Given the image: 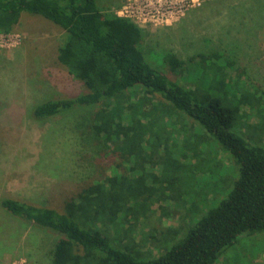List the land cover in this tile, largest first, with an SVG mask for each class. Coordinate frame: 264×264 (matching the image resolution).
I'll return each mask as SVG.
<instances>
[{
	"label": "trees",
	"instance_id": "obj_1",
	"mask_svg": "<svg viewBox=\"0 0 264 264\" xmlns=\"http://www.w3.org/2000/svg\"><path fill=\"white\" fill-rule=\"evenodd\" d=\"M23 13L42 16L65 30L58 60L87 88L39 102L33 106L34 117L95 106L93 128L106 143L115 137L114 149L125 161L131 162L132 154L169 150L176 155L163 166L175 175L189 168V154L199 163L195 157L201 155L206 135H197L195 128L205 129L240 166L226 196L178 241L167 243L179 236L180 225L157 240L162 242L158 254L147 252L132 237V219L145 217L160 195L185 199L182 192L169 194L175 180L159 178L153 170L133 179L132 165L129 172L84 187L59 209L4 198L2 205L14 215L59 235L51 264H214L242 237L264 236V93L255 97L240 77L230 76L235 64L225 51L197 52L186 59L165 53L170 73L146 56L143 27L102 10L96 0H0V31L11 30ZM244 99H252L250 109L257 113L259 125L252 129L246 121L250 114L241 107ZM157 161L150 163L152 168Z\"/></svg>",
	"mask_w": 264,
	"mask_h": 264
},
{
	"label": "rangeland",
	"instance_id": "obj_2",
	"mask_svg": "<svg viewBox=\"0 0 264 264\" xmlns=\"http://www.w3.org/2000/svg\"><path fill=\"white\" fill-rule=\"evenodd\" d=\"M96 1L102 10L115 13L130 10L129 4L137 5L136 0ZM137 1L136 12L148 0H142V4ZM171 4L175 5L171 15L148 22L136 18L144 30L142 47L150 62L160 63L170 72L163 60L165 53L174 52L186 59L197 52L225 51L235 64L230 76L240 77L255 97L264 93V0H173ZM164 8L163 5L160 11ZM65 38L64 29L31 13H23L11 30L0 31V264H51L59 238L57 233L14 215L2 205L4 198L59 209L84 187L109 175L129 172L132 165L133 179L141 171L153 170L159 178L175 180L168 188L172 190L169 194L182 192L185 199L172 194L168 198L160 195L154 201L155 195L147 215L132 219V237L147 252L158 254L162 242L160 245L157 240L163 241L168 229L180 225L179 236L167 243L178 241L200 216L226 196L240 166L216 136L205 129L195 128L197 135H206L199 147L201 155L195 157L199 163L189 154V168L175 175L163 166L176 155L169 150L152 154L148 150L129 155L131 162L125 161L122 153L114 149L115 137L106 143L104 135L93 128L95 106L45 119L34 117L33 106L39 102L77 95L87 89L58 60V47ZM251 101L244 99L241 105L250 114L246 117L248 129L258 121L256 111L250 109ZM181 135L177 138L179 145ZM158 156L163 158L160 163ZM153 161L158 165L152 168ZM209 163L217 168L215 172L209 169ZM250 236L229 246L214 264H264V236Z\"/></svg>",
	"mask_w": 264,
	"mask_h": 264
},
{
	"label": "built area",
	"instance_id": "obj_3",
	"mask_svg": "<svg viewBox=\"0 0 264 264\" xmlns=\"http://www.w3.org/2000/svg\"><path fill=\"white\" fill-rule=\"evenodd\" d=\"M172 1L173 0H156L154 3L153 0H148L146 2L147 5H143L140 11L136 12L135 7L138 5V1L136 0L135 2L137 5L129 4L131 5L130 10L126 8V12H117V14L120 16L129 17L137 23L139 22L136 18L141 19L143 22L153 21L154 19L158 20L162 16L171 15L175 11V5L171 4ZM140 4H142V0L140 1ZM163 5L165 6L164 11H160Z\"/></svg>",
	"mask_w": 264,
	"mask_h": 264
}]
</instances>
